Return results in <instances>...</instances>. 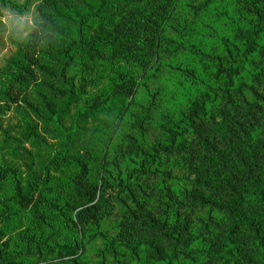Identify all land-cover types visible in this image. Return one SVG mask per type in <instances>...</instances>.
Returning <instances> with one entry per match:
<instances>
[{
	"label": "trees",
	"instance_id": "obj_1",
	"mask_svg": "<svg viewBox=\"0 0 264 264\" xmlns=\"http://www.w3.org/2000/svg\"><path fill=\"white\" fill-rule=\"evenodd\" d=\"M214 5L231 34L218 39L223 57L191 36L193 22ZM179 7V0L39 2L34 36L0 71V103L10 90L24 96L18 136H10L13 128L3 134L24 170L0 168V195L9 189L0 225L15 206L30 226L16 253L0 228V264H23L20 253L85 264L81 246L94 248L99 264L139 261L141 251L153 264H174L188 258L197 237L206 241L194 253L201 264H264V0H203L187 7L188 22L172 25ZM182 54L211 63L212 79L183 112L158 124L151 123L155 94L148 97L102 164L104 139L154 78L153 58L160 67L161 58ZM109 71L101 99L80 108ZM55 175L66 184L59 187ZM197 212L195 238L188 215ZM113 216L122 222L106 228ZM60 229L79 233V242L53 245L49 237Z\"/></svg>",
	"mask_w": 264,
	"mask_h": 264
},
{
	"label": "rangeland",
	"instance_id": "obj_2",
	"mask_svg": "<svg viewBox=\"0 0 264 264\" xmlns=\"http://www.w3.org/2000/svg\"><path fill=\"white\" fill-rule=\"evenodd\" d=\"M41 0H0V71L5 67L8 60L14 55L17 46L26 42L34 36V26L38 21L37 7ZM180 7L176 9L171 17L172 25H181L183 22L190 20L187 7L198 6L203 3V0H179ZM3 2H8L10 6L4 7ZM221 10L218 6H210L204 16L196 18L191 29V36L196 41V45L203 48V51L212 57H223L222 45L219 38H231L228 29H225L216 21V13ZM166 35L170 34L168 31ZM150 65L149 75H154L153 79L148 80L146 89L138 88L136 96L130 104L126 106L121 117L116 122V125L104 141L103 164L116 152L119 151V136L129 132V126L132 121L141 114V107H145L148 102V97L155 94L156 109L151 113V123L158 124L160 119L165 115H174L178 112H183L189 101L203 89V84H206L212 79L213 66L209 62L199 61L186 54H182L176 58H161L160 67L157 66L156 58H153ZM158 67L159 71L155 74L154 70ZM176 69L183 70L187 73H192L196 79L187 80L180 77L175 71ZM112 72L109 71L101 78L99 84L89 90L84 101L79 105L80 108L84 104L96 103L101 99L104 91L110 87V79ZM9 101L0 103V168L8 165L15 166L23 172L24 168L19 161L12 157L11 148L3 147V134L7 128H13L16 132H12L10 136L16 138L18 136L20 117L16 112L18 108H24V96L15 90L9 91ZM26 106V105H25ZM75 113V112H74ZM72 117L70 118V121ZM69 126V123L66 124ZM59 180V187L66 184L65 176L55 175ZM57 183V182H56ZM54 190V189H53ZM9 197V189L7 186L2 188L0 198ZM4 200V199H1ZM155 196L151 201V206L155 207ZM15 215L7 221H3L0 228L5 239L9 243V251L16 253L20 248V238L27 234L30 230L29 217L27 211L20 210L15 206H11ZM203 218L202 212L188 215L190 222V233L196 238L199 229L198 221ZM122 222L119 216H113L105 222L106 228H112ZM50 233V232H48ZM53 245L70 244L79 242V233L60 229L56 236L49 237ZM205 238L197 237L196 241L191 245V254L188 258H180L174 264H201V259L194 255L205 246ZM80 259L85 264H99L95 255L94 248L81 246ZM19 260L23 264H64L56 258H37L35 256H27L20 253ZM139 261H131L127 258H119L116 262L107 260L105 264H153L147 259L144 252H140Z\"/></svg>",
	"mask_w": 264,
	"mask_h": 264
}]
</instances>
